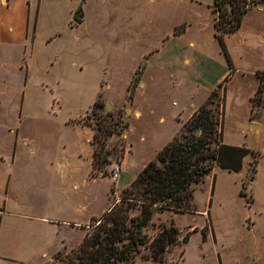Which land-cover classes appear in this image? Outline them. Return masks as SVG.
<instances>
[{"label": "rangeland", "instance_id": "obj_1", "mask_svg": "<svg viewBox=\"0 0 264 264\" xmlns=\"http://www.w3.org/2000/svg\"><path fill=\"white\" fill-rule=\"evenodd\" d=\"M28 1L31 99L23 110L12 103V91L1 93L0 184L9 169V132L19 116L26 120L22 127L27 133L34 134L43 124L47 133L53 124L75 118L97 101L102 108L87 111L79 122L93 129L127 124L120 135L105 140L110 164L103 170L109 179L98 181L95 202L89 203L98 208L111 170L120 165L114 153L120 148L127 152L116 182L120 187L155 160L229 74L219 88L224 91L221 143L244 147L253 155L243 158L237 173L214 166L195 186L189 211L155 213L144 233L150 240L160 227L177 230V242L163 252L160 264H264V109L251 103L255 73H264V0H247L250 5L239 28L222 37L231 70L215 37L212 0ZM78 6L83 17L76 25L71 19ZM8 66L13 80L17 69L12 61ZM104 84H109L106 92ZM47 146L51 148L48 138L33 144L42 150ZM111 188L114 201L119 192ZM3 200L0 194V208ZM66 238L73 243L77 235ZM49 250L28 249L22 262L44 261L41 254ZM70 251L44 264H63ZM133 264L156 263L137 257Z\"/></svg>", "mask_w": 264, "mask_h": 264}, {"label": "crops", "instance_id": "obj_2", "mask_svg": "<svg viewBox=\"0 0 264 264\" xmlns=\"http://www.w3.org/2000/svg\"><path fill=\"white\" fill-rule=\"evenodd\" d=\"M29 12L28 0H0V104L4 102L1 93L12 91V103H19L23 110L30 103L29 94L32 91ZM10 61L17 69L13 80L6 72ZM108 87L109 84H104V92ZM106 98L105 95L104 100L108 101ZM90 108L73 119L53 124L47 133H43L44 124L38 125L32 134L34 137L27 133L28 128L22 127L26 120L20 116L13 127L15 129L10 130L9 169L0 184V194L4 197L0 208V260L44 264L59 252L76 248L90 229L91 220L111 206V186L120 192L137 174L138 171L126 177L124 185L116 186L122 175L120 170L126 157L125 151L116 179L113 181L110 178L112 182L110 180L101 191L103 198L99 207L91 208L89 203L95 202L98 181L109 178L100 174L90 176L92 129L79 122V118ZM45 138L49 139L51 148H33L34 143H40ZM73 142L75 147L70 148ZM31 161L34 164L28 166ZM21 162L25 164L21 166ZM69 233L77 235L73 243L66 238ZM38 246L50 249L49 254H41L45 260L22 262V254Z\"/></svg>", "mask_w": 264, "mask_h": 264}, {"label": "trees", "instance_id": "obj_3", "mask_svg": "<svg viewBox=\"0 0 264 264\" xmlns=\"http://www.w3.org/2000/svg\"><path fill=\"white\" fill-rule=\"evenodd\" d=\"M248 3L247 0H212L211 3L215 14V37L230 70L231 61L222 37L239 28ZM82 17L78 6L71 22L78 25ZM255 74L257 86L251 103L264 109V73ZM228 76L209 93L204 104L181 124L178 133L159 150L155 160L147 162L130 184L119 192L108 210L91 220L90 229L79 245L65 257L63 264H133L137 257L161 263L163 252L177 242L178 233L172 225L160 227L157 234L148 240L144 231L151 225L152 216L167 211H189L195 186L203 183L204 177L214 166L237 173L243 158L253 155L244 147L221 143L224 91L219 88ZM101 108V104L95 101L90 110ZM82 124L92 129L90 176H106L103 167L110 164L107 159L110 152L104 148L105 140L113 133L120 135L127 124L118 126V129L110 127L116 122L109 124V128L97 126L95 129L87 123ZM123 155L124 150L120 148L114 153L115 162L121 163ZM250 169L254 172V166ZM112 192L110 188L109 193ZM142 249L147 253L142 254Z\"/></svg>", "mask_w": 264, "mask_h": 264}, {"label": "built area", "instance_id": "obj_4", "mask_svg": "<svg viewBox=\"0 0 264 264\" xmlns=\"http://www.w3.org/2000/svg\"><path fill=\"white\" fill-rule=\"evenodd\" d=\"M250 3L246 4L245 5V9H248ZM118 172H119V168L116 166L114 167L111 172H110V178L114 181L118 175Z\"/></svg>", "mask_w": 264, "mask_h": 264}, {"label": "water", "instance_id": "obj_5", "mask_svg": "<svg viewBox=\"0 0 264 264\" xmlns=\"http://www.w3.org/2000/svg\"><path fill=\"white\" fill-rule=\"evenodd\" d=\"M105 108H107V105L105 104ZM101 175V174H100Z\"/></svg>", "mask_w": 264, "mask_h": 264}]
</instances>
